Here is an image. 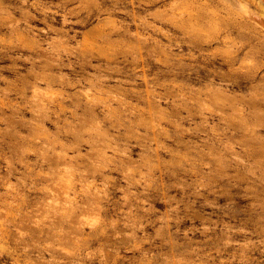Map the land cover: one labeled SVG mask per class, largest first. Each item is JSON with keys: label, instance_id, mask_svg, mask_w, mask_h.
Here are the masks:
<instances>
[{"label": "rangeland", "instance_id": "374dc122", "mask_svg": "<svg viewBox=\"0 0 264 264\" xmlns=\"http://www.w3.org/2000/svg\"><path fill=\"white\" fill-rule=\"evenodd\" d=\"M263 26L264 0H0V264H264Z\"/></svg>", "mask_w": 264, "mask_h": 264}, {"label": "bare ground", "instance_id": "6f19581e", "mask_svg": "<svg viewBox=\"0 0 264 264\" xmlns=\"http://www.w3.org/2000/svg\"><path fill=\"white\" fill-rule=\"evenodd\" d=\"M246 6H247V5H246ZM244 8H245V7H244ZM245 9H246V8H245ZM245 9H244V10H245ZM245 12H246V10H245ZM244 14H245V13H244ZM254 15H255V14H254ZM247 16H248V15H247ZM255 16H256V15H255ZM260 16H261V15H260ZM252 18H253V17H252ZM257 22H258V21H257ZM259 24H261V23H259ZM263 27H264V26H263Z\"/></svg>", "mask_w": 264, "mask_h": 264}]
</instances>
